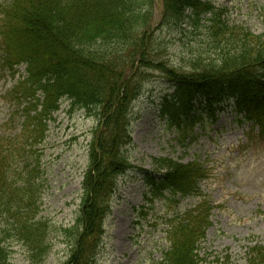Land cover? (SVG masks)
Masks as SVG:
<instances>
[{"label": "trees", "instance_id": "obj_1", "mask_svg": "<svg viewBox=\"0 0 264 264\" xmlns=\"http://www.w3.org/2000/svg\"><path fill=\"white\" fill-rule=\"evenodd\" d=\"M0 8L2 60L11 70L25 64L27 74L5 96L21 127L9 132L0 125V214L12 218L11 235L38 260L51 250L49 226L37 218L40 165L33 167L27 155L46 139L64 98L72 109L99 121L81 213L76 225L64 229L70 240L65 264H96L118 177L135 168L124 153L132 144V105L156 73L174 88L163 109L179 126L214 117L233 101L237 115L257 126V137L264 138V33L250 32L243 41L231 37L224 24L218 26L221 12H214L209 1L163 0V26L179 28L188 21L201 27L204 17L217 27H209L214 53L205 58L195 49L180 66L167 59L160 27L153 26L155 0H11ZM24 158L26 173L18 180L14 166ZM154 162L160 175L146 177L147 198L152 207L161 201L169 243L155 264H199L200 241L212 225L211 202L199 187L208 174L206 165L171 157ZM199 194L202 199L193 208L177 210L183 198ZM3 234L0 264H13ZM245 264H264V246L252 248Z\"/></svg>", "mask_w": 264, "mask_h": 264}, {"label": "rangeland", "instance_id": "obj_2", "mask_svg": "<svg viewBox=\"0 0 264 264\" xmlns=\"http://www.w3.org/2000/svg\"><path fill=\"white\" fill-rule=\"evenodd\" d=\"M207 1L215 6L214 12H221L223 20L218 26L224 24L231 37L243 41L250 32L264 33V0ZM157 6L154 27H160L157 34L164 39L167 59L172 64L180 66L195 49L205 58L214 53L211 20L203 17L201 27L188 21L179 28L163 26V10ZM24 72L25 66H21L14 76L2 65L0 55V124L10 118L12 111L3 96ZM171 91L170 85L156 75L145 83L132 105V144L124 153L136 168L118 178L96 264H155L162 259L168 248L164 211L160 201L152 209L146 197V176L158 173L154 159L160 157L183 163L199 158L210 167L202 190L213 205V225L199 246V264H244L252 248L264 245V138L253 135L248 139L246 125L231 107L218 113L217 120L205 118L203 125L197 123L186 132L162 113L163 98ZM49 127L47 138L38 144L32 159L41 171L37 180L41 191L37 218L49 226L47 242L51 250L43 260L36 259L21 240L11 235L12 218L0 214V231H6L3 235L11 248L13 264H65L70 256V240L64 229L76 225L81 213L83 181L99 121L85 110L72 109L63 99ZM25 160L14 166L18 180L20 173H26ZM194 202L195 199H183L179 209L193 206ZM155 218L159 219L157 227Z\"/></svg>", "mask_w": 264, "mask_h": 264}]
</instances>
